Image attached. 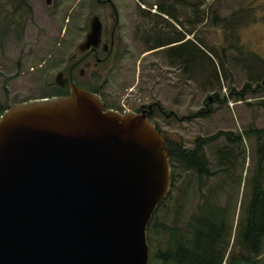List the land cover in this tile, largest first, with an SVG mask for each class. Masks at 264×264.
<instances>
[{
	"label": "rangeland",
	"instance_id": "rangeland-1",
	"mask_svg": "<svg viewBox=\"0 0 264 264\" xmlns=\"http://www.w3.org/2000/svg\"><path fill=\"white\" fill-rule=\"evenodd\" d=\"M112 1L122 13V57L102 89L106 108L138 112L141 105L153 106L150 121L164 138L186 150L197 139L218 133L237 138L235 147L221 135L204 146L209 177L199 179L174 164L171 193L149 224L148 264H160L151 258L166 249L168 240L154 232L155 224L185 229L205 198L214 199L215 190V207L223 211L217 219L232 233L229 250L239 219H246L253 181L260 179L264 187V153L258 150L264 145V0L172 2L180 20L163 23L155 18L165 17L159 0ZM110 14L94 0H0V102L9 106L57 93L55 76L65 70L91 18L99 16L109 32L114 21ZM194 17L203 21L189 26ZM164 32L171 37L180 33L181 48L198 45L209 58L203 61L199 54L191 63L176 61L180 45L152 51V43L142 37L152 34V40ZM228 250L219 248L221 256Z\"/></svg>",
	"mask_w": 264,
	"mask_h": 264
},
{
	"label": "water",
	"instance_id": "water-1",
	"mask_svg": "<svg viewBox=\"0 0 264 264\" xmlns=\"http://www.w3.org/2000/svg\"><path fill=\"white\" fill-rule=\"evenodd\" d=\"M101 35L95 15L69 60ZM171 189L147 110L106 109L72 80L66 96L10 105L0 116V264H148L147 228Z\"/></svg>",
	"mask_w": 264,
	"mask_h": 264
},
{
	"label": "trees",
	"instance_id": "trees-1",
	"mask_svg": "<svg viewBox=\"0 0 264 264\" xmlns=\"http://www.w3.org/2000/svg\"><path fill=\"white\" fill-rule=\"evenodd\" d=\"M183 1L177 0L173 2L183 3ZM169 2L170 4L167 5H165L166 2L163 1L158 3L159 10L167 17V19H171L172 21L177 20V17L173 14L174 7L171 5L172 1L169 0ZM197 14L199 16L198 12ZM143 15L145 16L148 14L144 12ZM155 18H157L160 23H162V21L166 22L165 20H167L163 17ZM198 21L201 23L203 21V17H200L199 19L194 17V19L187 22V24L189 26H196L197 23H199ZM166 33L167 32H164L159 35L162 40L159 39L158 44L153 46L152 49L166 48L184 41V37L180 33H176L172 35V37ZM196 42L202 46L199 40H196ZM196 46L198 48V45H195V47ZM181 47L182 46L180 45L179 49L175 53L174 59L176 61L191 63L193 59L196 61V58L199 54L202 56V60L209 58L207 54H204L199 48L197 49L194 46H187L184 48ZM171 48L173 49V47H170V49ZM192 48L195 50L197 49V52L193 51ZM199 67L201 70L204 68L202 65H199ZM58 95L59 93H55L50 97ZM9 106H6L0 102V116ZM220 135L223 136L227 142L232 143L231 145H236L237 138H231L229 133H218V135L214 137L199 138L195 142L194 148L189 150H186L181 144L170 142L165 138L171 169H174V164L177 163L182 169L196 173L199 179H202L203 177H209L210 172L205 160L204 146L218 139ZM258 150L260 154H263L264 145L259 146ZM260 159L261 158H259V160ZM171 177L172 181L174 182V175L172 174ZM216 196L217 193L215 190L214 199H216ZM214 199H212L210 195L205 198V205L199 208L201 212L191 219L190 223L185 229H179L176 226L169 228L164 224H155L154 232H156L158 236H164L166 238L168 237V240L166 243V249L158 250L154 255V259L151 258V261H155L160 264H263L264 187L262 186L260 179L256 178L251 185V197L249 200V205L244 209L246 219L245 221L241 218L239 219L237 224L238 232L235 233L229 250V241L231 240L230 238H232L231 229L228 233L227 226L224 225V222H222L220 219H217L218 216L220 217L223 215V211L221 210V213L215 207ZM163 205L164 203H162L159 209ZM150 225H148L147 228V236L150 231ZM186 236L189 238H186ZM220 246H223L225 247V250H228L226 251V256H221V252L219 251ZM232 249L233 254L230 256Z\"/></svg>",
	"mask_w": 264,
	"mask_h": 264
},
{
	"label": "flooded vegetation",
	"instance_id": "flooded-vegetation-1",
	"mask_svg": "<svg viewBox=\"0 0 264 264\" xmlns=\"http://www.w3.org/2000/svg\"><path fill=\"white\" fill-rule=\"evenodd\" d=\"M94 1L97 5L106 7L107 10L112 11V14H110L109 16L114 17L113 25L110 28L109 32H105L103 24H102L101 43L97 48H91L87 53L78 54L75 59L69 60V57L71 56V54L75 51L79 43L83 41V39L85 38L84 36V38L76 45L74 50L68 56L66 60L65 70L59 71L57 73V74L59 73L63 74L62 79L67 81L65 83V86L59 87L57 84H55V81H54V84L55 86L59 88L57 91V93H59L58 96H66L69 93V82L72 80L73 83L77 87L83 90L92 92L96 94L97 96H99L100 100L104 103L105 108H106L107 102H106V98L104 97L102 93V89H103L104 84H106L108 77L111 75L113 69H115L116 63L119 62V60L122 57V41L119 35L120 26H121L120 17H122V13H119L118 9L116 8L112 0H94ZM125 1L127 3H130L129 0H125ZM140 1L145 2L147 0H140ZM162 1L169 2V0H159L158 2H162ZM170 1L173 2L177 0H170ZM196 3H200V0H195L194 5H196ZM155 7L157 9V6ZM139 11L142 14L146 12L145 10H139ZM167 20L168 22L172 21L171 19H167ZM177 20H180V19H178L177 17ZM163 22L164 21H162V23ZM151 35L149 34L142 35L143 40L145 43L150 41L153 46H156L159 42V39L161 38L157 36L155 37L156 39L150 40L148 36H151ZM104 44H105V47H103ZM160 49L162 48L151 49V50L154 51V50H160ZM95 79H97L96 84H95ZM102 80H105L103 81V84L101 83ZM95 85L97 86L95 87ZM31 100H35V99H31ZM149 107L151 108L148 109ZM143 109L147 110L148 118L150 119V117L153 115V106L141 105L138 112H140ZM158 111L161 112V110H158Z\"/></svg>",
	"mask_w": 264,
	"mask_h": 264
},
{
	"label": "built area",
	"instance_id": "built-area-1",
	"mask_svg": "<svg viewBox=\"0 0 264 264\" xmlns=\"http://www.w3.org/2000/svg\"><path fill=\"white\" fill-rule=\"evenodd\" d=\"M156 11V7H155V10H152V12Z\"/></svg>",
	"mask_w": 264,
	"mask_h": 264
}]
</instances>
